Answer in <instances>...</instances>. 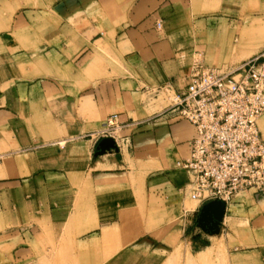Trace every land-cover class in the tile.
<instances>
[{"label":"crops","instance_id":"1","mask_svg":"<svg viewBox=\"0 0 264 264\" xmlns=\"http://www.w3.org/2000/svg\"><path fill=\"white\" fill-rule=\"evenodd\" d=\"M257 1L0 0V264H264V197L203 229L194 126L147 98L184 88L199 29L213 60L263 50ZM112 113L129 141L98 155Z\"/></svg>","mask_w":264,"mask_h":264},{"label":"built area","instance_id":"2","mask_svg":"<svg viewBox=\"0 0 264 264\" xmlns=\"http://www.w3.org/2000/svg\"><path fill=\"white\" fill-rule=\"evenodd\" d=\"M161 27L162 20H157ZM169 110L191 122L190 152L176 161L189 174L188 194L200 204L214 199L229 204L239 192L264 197V49L227 70L196 58ZM118 113L89 135L95 143L111 136Z\"/></svg>","mask_w":264,"mask_h":264},{"label":"rangeland","instance_id":"3","mask_svg":"<svg viewBox=\"0 0 264 264\" xmlns=\"http://www.w3.org/2000/svg\"><path fill=\"white\" fill-rule=\"evenodd\" d=\"M251 3H252V5H254L253 4L254 2H251ZM255 4L256 5H254V6H257L258 7V11H260V10L264 11V2H262L261 0H258L257 3H255ZM241 15L244 16L243 13ZM196 36H197L198 45H197L196 54L194 55V58H193V62H194V60L196 58H202V57H200V54L199 53H201L202 51L204 52L203 47L201 46V42H200V40H201V32H200V29H199V33ZM217 54H218V57L215 60H213L212 58L209 57V55H208L207 52H204V54H203L204 55V58H205L204 62H206L209 65L219 67V68H221L223 70H227V69L231 68L232 66H234L235 64H237L239 62V61L236 62V63L235 62H230L229 61V58L225 57L226 55H228V52L220 51ZM223 54H224V57L225 58L223 57ZM222 58H224V60H221ZM238 60H240V59H238ZM176 91L177 90H175V88L173 87V85H171V84H164L162 86H159V87L154 88L152 90V92H148L149 94H148V97L147 98H148L149 102H157L158 101V102H161L162 105L168 106L172 102L173 96L176 94ZM160 93H165L164 95H166L168 93L170 95L167 94L165 98H163L162 100H160L158 98L159 95H160ZM143 97H146V94L145 93H143ZM118 120H119V118H118ZM119 122H120L119 123L120 126L117 127V129L115 130V133H116V136H117V140H118V143H119V144H116L117 145V147H116L117 149H120V144L121 143H122V145L124 143L126 145L127 144V141H129V138L127 140H123L124 137H125V135H124L123 128L121 127V123L122 122L120 120H119ZM135 130H138V128H136L133 125V126L129 127V129L126 130V131L129 132V133H131V132H134ZM126 136H128V135H126ZM61 142L64 143L65 141L62 140ZM109 150H110L109 148H106L103 152L98 153V155L105 154ZM242 195H243V197H248L247 200H243V202L246 205V206L245 205L244 206L246 208H248L250 206H253V205H255L258 202V200L255 199L252 196V194L247 191V192H239V193H237V195L235 196V199L233 201H231L230 204L232 205V204H234L236 202H239V199L238 198H239V196H242ZM244 206H243V208H244ZM232 208H234V205H233ZM237 214H239V213H237ZM243 214L246 215L247 217H250L251 216L250 215V212H248V211H244ZM221 224H222V222H221ZM232 225H233V223L230 226L231 228H232ZM231 228H230V230H231ZM219 232H221V230ZM219 232H215V233H219ZM202 255H203V253H200L199 254V256H202ZM194 264H218V262L210 258V259H204V260L195 262Z\"/></svg>","mask_w":264,"mask_h":264},{"label":"water","instance_id":"4","mask_svg":"<svg viewBox=\"0 0 264 264\" xmlns=\"http://www.w3.org/2000/svg\"><path fill=\"white\" fill-rule=\"evenodd\" d=\"M116 143L113 137L106 136L101 138L97 145V149L101 152L106 148H114ZM226 210V203L220 199L210 200L205 202L200 210L198 223L202 225L203 229L209 232H219L221 229V222L223 220Z\"/></svg>","mask_w":264,"mask_h":264}]
</instances>
